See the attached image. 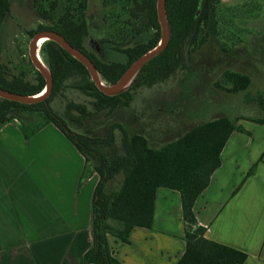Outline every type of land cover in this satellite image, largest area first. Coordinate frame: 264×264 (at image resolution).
<instances>
[{
  "label": "trees",
  "instance_id": "16d2710c",
  "mask_svg": "<svg viewBox=\"0 0 264 264\" xmlns=\"http://www.w3.org/2000/svg\"><path fill=\"white\" fill-rule=\"evenodd\" d=\"M157 2L132 0L129 18L124 21L127 32L124 28L113 30L107 37L99 38L105 52L114 56L108 59L94 50V36L87 17L88 0H53L48 9L39 6L42 21L54 18L53 13L59 7L63 9L53 23H42L39 28L54 30L64 36L90 58L105 83L112 85L133 62L161 41ZM222 3V0H166L169 42L116 94L100 90L86 65L57 41L49 39L42 45L53 80L49 95L37 102L0 96V127L18 120L25 137L29 138L47 123H54L85 156L86 171L99 174L92 200V245L84 255L86 262L123 264L114 256L109 237L128 241L134 227H151L156 192L161 186L182 193L187 244L176 264L245 262L246 252L207 238L206 227L198 224L194 212L197 197L221 165V152L228 138L234 129H241L237 120L228 115L219 116L155 146L151 145L147 134L136 131L132 126L142 119H133L131 113L126 122H108L118 109L134 108L140 89L163 82L179 70L189 69L193 53L205 43L213 40L224 51H229L244 41L241 34L233 31H230L231 40L222 41L227 36L222 23L224 18L221 21ZM10 11L11 0H0V30ZM237 24L242 29L248 27L245 20ZM115 52L121 54L120 58ZM20 61L22 64L28 62L24 56H20ZM251 81L247 73L226 69L215 85L225 91L236 92L245 90ZM46 84L45 76L38 69L32 78L23 70L18 73L12 71L0 52L1 88L21 95H34L42 92ZM67 91L77 93L78 97L84 96L82 100L67 99ZM58 97L66 100L63 105L55 106L53 101ZM248 100L256 103L260 113L240 117L264 124V90ZM118 175L121 177L119 183L115 179ZM83 179L84 176L81 181Z\"/></svg>",
  "mask_w": 264,
  "mask_h": 264
},
{
  "label": "crops",
  "instance_id": "0c3cea01",
  "mask_svg": "<svg viewBox=\"0 0 264 264\" xmlns=\"http://www.w3.org/2000/svg\"><path fill=\"white\" fill-rule=\"evenodd\" d=\"M19 123L0 127V264H94L84 255L99 174L86 171L85 156L54 123L29 138ZM237 125L194 212L207 238L246 252L243 264H264V124ZM186 227L182 193L161 186L152 226L109 240L123 264H176Z\"/></svg>",
  "mask_w": 264,
  "mask_h": 264
},
{
  "label": "rangeland",
  "instance_id": "374dc122",
  "mask_svg": "<svg viewBox=\"0 0 264 264\" xmlns=\"http://www.w3.org/2000/svg\"><path fill=\"white\" fill-rule=\"evenodd\" d=\"M52 1L11 0V11L0 30V52L3 60L15 73L23 70L32 78L37 70L30 58L33 37L46 30H41L40 24L53 23L63 11L59 7L53 13L54 18L42 21L38 8L41 6L48 9ZM222 2L224 6L221 21L224 18L222 23L226 29L225 36L227 35L222 41L231 40L230 31L241 34L244 41L229 51H224L213 40L205 43L193 53L189 69L179 70L163 82L140 89L134 108L118 109L108 119L109 123L126 122L131 113L133 119H142L132 123V126L136 131L147 134L151 145L155 146L173 140L193 126L219 116L228 115L239 121L245 119L240 116H257L260 113L256 103L248 98L264 90V0H233L229 4L223 0ZM131 7L132 0H88L87 17L94 36L92 44L94 50L106 59L114 56L105 52L99 38L107 37L113 30L124 28L127 32L124 21L129 18ZM243 20L248 24V29H242L237 24ZM42 45L43 43L38 50L46 64ZM114 54L119 58L121 56L117 52ZM20 56H24L28 62L22 64ZM226 69L249 74L252 79L250 85L245 90L236 92L217 87L215 81ZM76 94L67 91L66 97L82 100L84 95L78 97ZM65 100L58 97L53 104L63 105ZM115 179L117 183L121 182L119 175Z\"/></svg>",
  "mask_w": 264,
  "mask_h": 264
},
{
  "label": "water",
  "instance_id": "95a60500",
  "mask_svg": "<svg viewBox=\"0 0 264 264\" xmlns=\"http://www.w3.org/2000/svg\"><path fill=\"white\" fill-rule=\"evenodd\" d=\"M165 2H166V0H158V2H157L158 15H159V20H160L161 27H162L161 41L159 42V44L156 47H154L153 49H151L150 51H148L147 53L142 55L135 62H133L130 65V67L127 69V71L124 73V75L115 84L107 85L103 81L99 71L97 70L94 63L90 60V58L86 54H84L82 51H80L79 49H77L76 47L71 45L70 42L64 38V36H62L60 33L56 32L54 30H43V31L36 33L33 37L32 46L30 48V58H31L32 62L34 63V65L37 67V69L45 76V78L47 80V84L45 87L46 92L40 96H36L39 93L34 94V95H21V94H17L14 92L7 91V90L0 87V96L4 97V98L12 99V100H20L23 102H37V101L45 99L49 95V93L52 89V84H53L52 75H51V72L48 69V67L47 66L45 67L44 65H42L38 61V58L36 56V52H37V48H38L37 47V40L42 35H50L51 36L50 39L57 41L63 48H65L72 55H74L79 60H81L86 65V67L89 69L93 81L96 83V85L98 86V88L100 90H102L103 92H105L107 94H116V93L120 92L121 90L124 89L121 87L124 80L128 76H131L132 74L134 77L136 75V73L138 72V70L146 62H148L151 58H153L159 52H161L165 48L167 43L169 42V40H170V29H169V23H168V20L166 17ZM163 39H164V41L162 42ZM76 55H78V56H76Z\"/></svg>",
  "mask_w": 264,
  "mask_h": 264
},
{
  "label": "bare ground",
  "instance_id": "6f19581e",
  "mask_svg": "<svg viewBox=\"0 0 264 264\" xmlns=\"http://www.w3.org/2000/svg\"><path fill=\"white\" fill-rule=\"evenodd\" d=\"M51 38V36L50 35H42V36H40L39 38H38V40H37V52H36V56H37V58H38V61L42 64V65H44L45 67L47 66L45 63H44V61H43V59H42V57H41V55H40V53H39V47H40V45L42 44V43H44L45 41H47V40H49ZM164 41V39L162 40V42ZM76 56H78V55H76ZM132 77H133V74L131 75V76H128L125 80H124V82L122 83V88H125L128 84H129V82H130V80L132 79ZM46 92V89H44L41 93H39L38 95H36V96H40V95H42V94H44Z\"/></svg>",
  "mask_w": 264,
  "mask_h": 264
}]
</instances>
